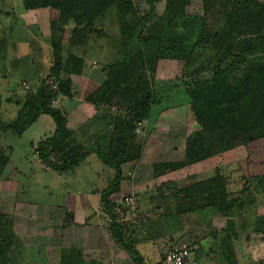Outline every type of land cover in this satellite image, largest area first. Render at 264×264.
Returning a JSON list of instances; mask_svg holds the SVG:
<instances>
[{
  "label": "rangeland",
  "instance_id": "rangeland-1",
  "mask_svg": "<svg viewBox=\"0 0 264 264\" xmlns=\"http://www.w3.org/2000/svg\"><path fill=\"white\" fill-rule=\"evenodd\" d=\"M133 3L139 17L149 11L145 0H133ZM153 5L154 15L144 25L143 36L158 35L164 27V0H153ZM14 9H19L18 5ZM202 12V0H191L186 8L189 16H201ZM111 14L113 10L109 8L102 19L87 26L85 23L78 25L72 18L60 20L59 10L55 7L40 8L36 9L33 21L26 29L17 18L0 17V120L3 123L15 120L21 106L17 108L16 102L24 89L23 83L20 85L21 80L31 81L32 84L29 87L26 85L25 91L28 90L26 93L33 96L41 84L40 80L56 67L57 80L50 77L48 82L55 81L58 85V80L68 79L71 85L70 95H58L53 106L63 111L57 104V99L61 98H83L85 101L84 98L105 80L103 67L121 58L118 30ZM28 32L32 34L30 54L20 50L23 41V47L29 49ZM150 48L151 44L144 51L150 52ZM261 50L256 57L264 63V47ZM205 54L201 53V59L206 57ZM80 58L82 62L77 63L76 60ZM198 64V61L188 64L161 58L154 65L144 68V74L153 88V103L148 119L139 123L135 130L134 144L139 147L137 158L121 166L119 190L111 198L117 209L114 216L116 222L122 224V219L134 226L132 224L141 216L136 211H143L141 217L145 222L142 219V224L150 225L156 244L169 239L168 251L183 246L182 230L171 233V225L168 227L171 216L167 214L178 215L182 226L183 206L176 205L175 199H182L183 188L209 179L217 169L221 171L224 196L227 198L221 203V210L234 199V205L229 210L225 209V215H222L226 220L230 215L242 218V211L251 214V218L264 215V207L260 210L254 207V204L264 201V137L242 142L230 133L224 134L218 127L222 116L219 113L220 106L212 104L215 100H209L210 104L200 107L204 115L200 114V120L195 119L190 109L192 106L189 105L190 97L186 93L187 83L199 74L202 77L210 74L206 71L193 76ZM91 72L95 74L93 78L89 76ZM88 78L93 81L89 86L86 82ZM98 111L106 117L121 112L118 104L100 105ZM109 121L108 117L103 120V124ZM52 128V120L43 115L20 135L0 131V153L9 155L8 163L0 174V238H8L13 243L10 264H61L56 259L52 236L61 226L66 228V222H85L86 215H82L80 210L76 211L79 208L76 203L95 190L100 200L101 191L109 189L114 175L113 170L105 167L95 154L89 155L87 161L68 173L58 174L43 165L37 159L31 143L51 136ZM102 128H106L108 142L111 125ZM59 157L58 154L54 155L51 160L57 162ZM180 189L182 191L174 199V192ZM162 192H170V198L164 201L163 196H160ZM210 195L215 202L218 197L212 194H202L197 202L201 201L204 208L211 207L206 204L207 196ZM125 196L131 197L132 201L123 200ZM70 205L77 207L74 213L68 210ZM85 206L89 207V204ZM172 206L179 207L174 214ZM99 216L101 219L94 230L101 235L105 232L106 237L110 234L115 241L108 214ZM263 226L264 223L259 224L256 229L260 231L255 230L256 239L259 238L256 244L261 250H254V264H264ZM232 227L236 228V224ZM249 227L240 229L239 241L243 246L247 244V238L250 241L255 236ZM100 233L99 238L98 234L96 238L93 235L96 243L103 240ZM246 234L248 237H245ZM244 262L240 261L242 264Z\"/></svg>",
  "mask_w": 264,
  "mask_h": 264
},
{
  "label": "trees",
  "instance_id": "trees-1",
  "mask_svg": "<svg viewBox=\"0 0 264 264\" xmlns=\"http://www.w3.org/2000/svg\"><path fill=\"white\" fill-rule=\"evenodd\" d=\"M145 2L149 11L139 17L133 0H22L26 10L55 7L59 10L60 20L72 18L78 25L85 23L87 26L102 19L109 8L113 10L111 17L118 30L121 58L103 67L105 80L84 98L97 109L104 104L119 105L121 112L108 116L110 121L106 126L111 125L112 130L107 149L88 150L74 143L73 132L66 126V113L52 104L58 95H70L71 82L68 79L58 80L55 91L49 88L48 79L54 77L57 80V67L40 81L33 96L27 94V90L15 120L9 123L0 120V131L20 135L40 115L48 116L54 125L53 133L31 143V146L37 159L58 174L74 171L90 154H95L105 167L113 170L109 189L101 191L99 207L108 214L112 235L123 247L124 240L120 234L124 226L114 219L117 209L111 198L119 190L121 166L137 158L139 147L134 144L135 130L139 123L148 119L153 103V88L144 74L145 67L154 65L161 58L188 64L198 61L193 76L206 71L210 74L207 77H202V74L196 78L189 77L186 93L195 119L200 120V114L204 115L200 107L210 104L209 100H215L212 104L220 106L222 116L218 127L224 134L230 133L242 142L264 137V63L256 57L264 47V0H202L201 16L186 14L191 0H164V27L158 35L149 36L142 34L144 25L153 18L154 5L153 0ZM150 44V52H145V47ZM201 53H206V57L201 59ZM76 61L80 63L82 59ZM67 69L70 71L68 64ZM108 117L102 115L103 120ZM57 154L59 160L53 162L51 158ZM8 160L9 155L0 153V174ZM183 190L180 200L175 199V195L182 189L173 194L176 205L184 206L191 198L197 201L202 194L217 196L215 202L211 195L207 196L206 204L223 215L225 209L229 210L233 205L234 199L221 210V203L227 198L220 169L209 179ZM169 193L162 192L160 196L166 201L170 198ZM126 197L129 196L123 200ZM139 222L140 219L136 223ZM1 226L0 223V230ZM12 245L8 238H0V264H10ZM127 248L134 253L131 246ZM61 264H71L70 258Z\"/></svg>",
  "mask_w": 264,
  "mask_h": 264
},
{
  "label": "crops",
  "instance_id": "crops-1",
  "mask_svg": "<svg viewBox=\"0 0 264 264\" xmlns=\"http://www.w3.org/2000/svg\"><path fill=\"white\" fill-rule=\"evenodd\" d=\"M16 5L19 7L17 10L14 9V6ZM0 8L2 9L0 10V17L5 19L17 18L24 29L30 27V23L33 21L34 13L36 11V9H24L22 0H0ZM27 31L29 30L27 29ZM28 36L29 42L27 43V46L29 49L23 47V41L20 50L22 52L26 50L30 54V41L32 39V34L28 32ZM89 76L93 78L95 74L91 72ZM92 78L87 79L86 82L88 86L93 82ZM38 80L39 79L36 77V81ZM21 83H25L28 87L32 84L31 81L27 79L21 80L20 85ZM22 91L23 95H21L16 102L17 108L25 100L27 90L25 91V89H23ZM57 104H59L60 108L66 113V126L68 129L72 130V139H74L76 145L79 144L82 148L87 147L88 150H94L96 148L107 149V143L109 145V140L107 142L105 134L106 128H102L103 126L106 127V125L103 124L102 118V115L104 114L98 111L99 108L97 109L94 106L86 104L83 98H61L59 100L57 99ZM42 116L43 115H40L35 122H37ZM53 131L54 125L51 132L53 133ZM83 139L86 141L84 142ZM88 158L89 156L86 159ZM86 159L85 161H87ZM81 199L84 200H79L76 203L77 207L80 208L76 211L80 210L82 215H86L85 222H80L82 224L76 223L77 220L66 222L67 224L65 225L67 227L63 228L61 226L52 236L53 242L55 243L53 247L58 262L63 263L67 258H70L71 264H156L161 261L164 253L168 251L166 248L169 246V239L160 244H156L152 228H150V225H143L141 222L143 218L140 217V224L135 222L136 225L134 226H131V224H128V222H125L122 219L120 220L123 222L122 226H124V228L121 229L120 238L124 240L123 244L125 247L117 244L110 234L106 237L105 232L103 235L99 232L100 236H102L100 238L103 240L96 243V234H98L97 238H99V233L97 230H94L96 229L94 226H96L97 222L101 219L99 215L104 213L99 207V195H97L95 190ZM198 200L199 199H197V201ZM197 201H195L194 198H191V200L183 206L182 226H180L178 215L174 214L179 207L172 206V209H174V215L165 212L168 216H171L170 224H168V227L171 225V233H174L179 229L182 230L183 246L187 247L189 250L190 262L192 264H242L240 263L242 260L245 261L244 264H254V250L259 249V246L256 244L259 242V238L258 240L256 239L255 230L256 232L260 231V229L257 230L256 228L259 224L262 225L264 223V221H262L264 220V215L259 217H255L254 215L251 218V214L247 215V211H242V218L230 215L227 218L229 220L228 222V220L222 216V212L218 211V209L204 207L198 208L203 204L201 201ZM261 201V204H254V207L257 208V210L263 209L264 207V201ZM86 204H89V207L85 206ZM73 205H70V208L68 209L71 213H74L77 208L73 207ZM237 210L239 211V209ZM171 211L173 210H168V212ZM136 213H139L142 216V213L144 212L137 210ZM223 218L224 220L222 222L221 219ZM143 222H145L144 219ZM235 224L236 228H231V226ZM247 226H250L249 228L255 236L252 237L250 241L247 238V244H244L243 246L239 241L240 229H243V227L247 228ZM262 228V232H264V226ZM93 235L95 238H93ZM171 236L173 237V235ZM245 237H248V235L246 234ZM262 240H264V237H262ZM46 241L48 242V239ZM262 242L264 244V241ZM128 245L131 246L134 253L127 248ZM59 248H61L60 253ZM259 250H261V248Z\"/></svg>",
  "mask_w": 264,
  "mask_h": 264
},
{
  "label": "built area",
  "instance_id": "built-area-1",
  "mask_svg": "<svg viewBox=\"0 0 264 264\" xmlns=\"http://www.w3.org/2000/svg\"><path fill=\"white\" fill-rule=\"evenodd\" d=\"M55 82V81H54ZM53 81L48 82L49 83V88L52 91H55L57 89V83L55 84ZM24 89H26V84L23 83ZM126 202L132 201L131 197H126L125 198ZM189 250L187 247L182 246L181 248L178 249H172L167 251L162 259L160 264H192L189 260Z\"/></svg>",
  "mask_w": 264,
  "mask_h": 264
}]
</instances>
